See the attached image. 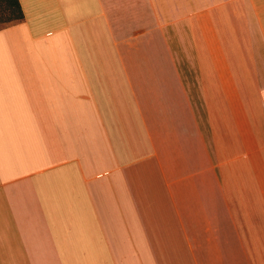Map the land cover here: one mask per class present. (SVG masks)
Here are the masks:
<instances>
[{
	"label": "crops",
	"instance_id": "0c3cea01",
	"mask_svg": "<svg viewBox=\"0 0 264 264\" xmlns=\"http://www.w3.org/2000/svg\"><path fill=\"white\" fill-rule=\"evenodd\" d=\"M20 3L0 264H264V0Z\"/></svg>",
	"mask_w": 264,
	"mask_h": 264
},
{
	"label": "trees",
	"instance_id": "16d2710c",
	"mask_svg": "<svg viewBox=\"0 0 264 264\" xmlns=\"http://www.w3.org/2000/svg\"><path fill=\"white\" fill-rule=\"evenodd\" d=\"M20 0H0V30L23 22Z\"/></svg>",
	"mask_w": 264,
	"mask_h": 264
}]
</instances>
